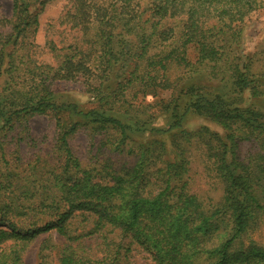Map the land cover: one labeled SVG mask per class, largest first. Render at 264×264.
I'll return each instance as SVG.
<instances>
[{
  "label": "trees",
  "instance_id": "16d2710c",
  "mask_svg": "<svg viewBox=\"0 0 264 264\" xmlns=\"http://www.w3.org/2000/svg\"><path fill=\"white\" fill-rule=\"evenodd\" d=\"M39 1L13 0L14 15L26 26L37 23V14L31 8L33 2ZM86 1L73 0V17L85 27L88 18L94 17L100 38L107 40V50L95 56V61L99 59L95 73L100 80L91 94L96 106L91 110L78 104L57 106L49 95L35 89L36 80L42 79L52 83L83 78L89 87L95 86L92 82L97 76L88 64L91 56L80 52L65 59L57 70H46L47 74L46 71L25 72L32 75L31 85L20 87L13 75L18 72L9 70L8 84L0 94V152L6 151L2 137L6 139L18 123L40 115L51 116L59 131L57 149L65 157L64 167L77 176L61 201L70 210L94 217L88 234L73 236L65 226L72 213L57 214V233L66 240L59 252L58 264H133L129 255L136 246L151 256L149 264H264V248L235 247L237 241L248 235L256 210H264L259 194L262 181L252 177L255 166L240 167L236 158L238 143L243 140L255 142L264 158V109L257 106L259 100L264 102V68H254L257 54L247 57L248 63L238 56L239 40L248 17L260 9L259 1L263 0H110L109 14L104 7H87L90 4ZM92 9L94 12H86ZM115 22L121 24L111 30L109 26L112 28ZM130 22H134V33L130 32L133 29L128 25ZM191 47L198 54L194 62L188 59L187 50ZM173 69L178 72L175 79L180 83L185 79L194 82L203 71H208L207 77L226 83V91L213 84L211 89L208 85H190L168 101L159 100L158 91L173 84ZM133 89L143 93L152 89L154 101L146 106L144 98L135 106L123 95ZM246 100L248 106L241 107ZM3 106L12 108V112H5ZM149 111L168 116L167 130L149 131L157 136L151 143L167 155L159 174L165 188L155 197L146 191V167L138 162L148 161L149 154L153 158V151L140 149L133 153L138 158L134 169L118 171L107 162L84 166L68 147L69 137L77 128L84 127L92 134L96 130L118 132L120 139L115 149L120 150L132 134L137 137L149 130L153 122ZM191 118L213 122L225 131L222 138L213 141L217 151L213 166L227 178L231 192L226 208L215 213L198 210L199 200L188 190L189 162L185 153L179 146L176 151L168 149L192 140L194 134L187 128ZM235 125L239 129H234ZM240 129L242 135L244 131L247 133L242 138L238 134ZM151 143L146 147L150 148ZM2 157L5 159L4 154ZM19 161L17 157L16 162ZM0 163L3 164L0 166V204L4 205V193L16 185L13 178L18 173L11 174L6 168L7 173L2 174V167L15 164L12 159L0 160ZM12 170L17 172V168ZM97 177L104 181L110 178L113 184L94 183ZM52 201L49 204L39 200L37 207L39 210L49 205L58 207V202ZM0 225L7 229L0 230V264H23L22 256L36 234L52 227L47 224L30 236L32 232L18 228L4 216L0 218ZM116 232L123 236V241H129L127 245H116L109 238V234ZM90 236L98 237L101 243H95V247L89 245L84 239ZM45 259L40 264H48Z\"/></svg>",
  "mask_w": 264,
  "mask_h": 264
},
{
  "label": "rangeland",
  "instance_id": "374dc122",
  "mask_svg": "<svg viewBox=\"0 0 264 264\" xmlns=\"http://www.w3.org/2000/svg\"><path fill=\"white\" fill-rule=\"evenodd\" d=\"M86 2L90 4L87 7H104L105 10H108L107 14L112 11L109 10L110 0H87ZM42 3L45 4L42 6ZM259 6H261L260 9L251 13L244 26L243 35L239 40L238 56H242V59L248 63L246 58L257 54L254 58L256 62L254 68L256 66L261 70L264 68L262 67L264 66L262 63L264 58V0L263 2L259 1ZM31 11L37 14L38 22L26 26V23L14 15L13 0H0V94L8 84L10 75L7 72L9 70L18 72L13 75L20 87L31 85L32 75L24 74L25 72L34 70L38 74L50 69L57 70L63 65L65 59H71L76 52L91 56L88 59V64L94 73L96 72L95 65L98 64L99 59L95 61V56L99 57L97 55L99 51L107 50L105 48L107 40L100 38L98 33L100 28H98V23H94L96 22L94 17L88 18L87 27L79 24V19L73 17L75 13L73 0H40L32 3ZM86 12L92 13L94 9L86 10ZM76 24L80 26L76 27ZM120 24L115 22L112 28L111 26L109 28L115 30V26ZM128 25L133 28L130 30L131 33L136 32V28L133 26L134 22H130ZM22 30H26V32H22ZM187 52L188 59L194 62L198 56L196 50L191 47ZM176 73L178 72L173 69L171 74L173 84L168 89L158 91L159 100L168 101L173 94L175 95L182 88L190 85L198 87H207L208 85V88L211 89L213 84L224 92L226 91V83L207 77V75L210 76L208 71H203L202 75L196 77L197 82L185 79L181 83L175 79ZM95 74L97 76V73ZM99 80L100 78L97 76L92 82L95 86L89 87L83 78L73 81L56 80L52 83L42 79L36 80L35 89H39L43 95L45 93L49 95L48 97L57 106L78 104L83 109L91 110L93 105L96 106L91 93L94 92L93 89H97ZM207 82L210 83L207 84ZM219 82L220 87L217 86ZM141 91L133 89L124 91L126 94L123 95H127L135 106H138L144 98L146 106L150 105L154 101H152L154 94L151 92L152 89H149L147 93ZM129 99L128 101H130ZM259 101L257 106L264 109V102ZM246 106H248L247 100L241 107ZM2 109L5 112H12L10 110L12 108L3 106ZM150 113L153 118L151 123L153 127L150 124L149 130L140 136L133 137L135 135L132 134L130 136L132 138L120 146V150L115 149L116 143L120 139L118 132L112 130L97 132L96 130L92 134L84 127L77 128L69 137L68 147L74 157L84 166L93 167L98 166L97 163L107 162L114 170L118 171L134 169L138 158L133 153L140 152V149L153 151V158L150 159L152 156L149 154L148 161L143 159L138 162H142L144 168L146 167L144 174L146 191L151 194L150 196L155 197L165 188L159 174L163 168L162 160H165L167 155L159 146L151 143L154 140L153 137L157 136L149 131L151 129L167 130L168 116L166 113L157 114L156 111L154 114L149 111L148 114ZM187 123L188 130L194 134L192 140L170 146L168 149L176 151L179 146L185 153L189 162L188 190L190 194H194L198 198L201 206L198 210L210 211L209 213L221 211L226 208L225 204L231 191L227 184V178L222 173H218L213 166V157L217 154L213 141L222 138L225 131L223 132L217 124L202 118H191ZM235 128L239 129V125H235ZM104 132L108 135L106 136ZM241 132L240 129L238 134L241 138L247 134L244 131V135H242L243 132ZM203 134L206 137L202 136ZM57 136H59V131L54 119L48 115H40L18 123L6 139L4 136L2 137V141H5L6 151L5 153L0 152V160L12 159L15 163L2 167V174H6V168H9L11 174L18 173V176L13 178L16 180V185L4 193L6 200L4 205L0 204V218L4 216L5 220L16 224L18 228L32 232L30 236H33V232L43 229L47 224L52 226L48 231L36 234L22 256L23 264H40L44 257L48 264H58L59 252L66 240L65 237L57 233V214L72 213H70L71 218L66 221L65 226H67V232L73 236L86 235L93 228V216L89 217L77 210H70L64 201H61L62 196H67L77 176L74 172L65 169V157L57 149L59 142ZM103 142L107 143L102 147ZM148 143H151L148 146L150 148L146 147ZM259 151L255 142L243 140L238 143L236 158L239 166L249 167V164L255 166L253 168L255 175L252 177L262 181L263 189H259V194L261 203L264 204V158ZM13 152L15 155L11 154ZM1 154L5 155V159ZM17 157L20 158L19 163L16 162ZM1 164L0 166L3 165ZM12 168H17V172H14ZM102 181L113 184L110 178L104 181L99 177L94 183ZM41 186L46 187L43 189ZM145 195L148 194L145 192ZM38 199L49 204L53 203L52 199H54L55 202H58V207L49 205L39 210ZM0 230L7 229L0 225ZM109 238L116 245L124 246L129 242L128 240L123 241V236L118 232L109 234ZM84 240L91 246L101 243V239L98 237L90 236ZM238 246L264 248V210H256V218L249 226L248 235L235 243V247ZM129 257L133 264H149L151 262V256L137 246L133 248ZM252 258L253 256L250 257V260Z\"/></svg>",
  "mask_w": 264,
  "mask_h": 264
}]
</instances>
